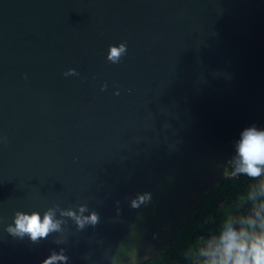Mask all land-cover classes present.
<instances>
[{"label": "water", "instance_id": "water-1", "mask_svg": "<svg viewBox=\"0 0 264 264\" xmlns=\"http://www.w3.org/2000/svg\"><path fill=\"white\" fill-rule=\"evenodd\" d=\"M253 125L264 0H0V264L159 259Z\"/></svg>", "mask_w": 264, "mask_h": 264}, {"label": "clouds", "instance_id": "clouds-1", "mask_svg": "<svg viewBox=\"0 0 264 264\" xmlns=\"http://www.w3.org/2000/svg\"><path fill=\"white\" fill-rule=\"evenodd\" d=\"M235 148L230 175L264 176V128L253 125L242 129ZM246 200L251 202L246 215H227L216 231L197 238L191 257L193 264H264V181L252 188ZM83 211L85 209L81 208ZM97 219L95 213L85 218L92 223ZM17 225L32 238L58 227L51 213L43 218L38 213L21 215ZM66 259L62 255L52 256V260Z\"/></svg>", "mask_w": 264, "mask_h": 264}, {"label": "trees", "instance_id": "trees-1", "mask_svg": "<svg viewBox=\"0 0 264 264\" xmlns=\"http://www.w3.org/2000/svg\"><path fill=\"white\" fill-rule=\"evenodd\" d=\"M233 167L234 164L230 171ZM260 181H264V176L229 175L219 187L204 196L201 205L164 249L162 256L143 264H193L191 257L197 238L216 231L227 215H246L251 207L246 197Z\"/></svg>", "mask_w": 264, "mask_h": 264}]
</instances>
